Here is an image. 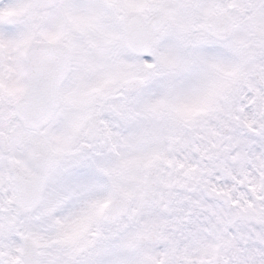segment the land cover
<instances>
[{
    "label": "snow or ice",
    "instance_id": "snow-or-ice-1",
    "mask_svg": "<svg viewBox=\"0 0 264 264\" xmlns=\"http://www.w3.org/2000/svg\"><path fill=\"white\" fill-rule=\"evenodd\" d=\"M0 264H264V0H0Z\"/></svg>",
    "mask_w": 264,
    "mask_h": 264
}]
</instances>
